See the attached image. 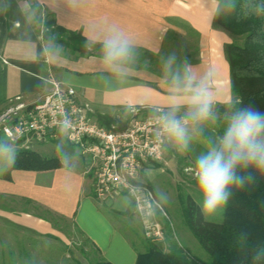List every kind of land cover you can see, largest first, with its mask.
<instances>
[{"label": "crops", "instance_id": "crops-1", "mask_svg": "<svg viewBox=\"0 0 264 264\" xmlns=\"http://www.w3.org/2000/svg\"><path fill=\"white\" fill-rule=\"evenodd\" d=\"M38 1L55 14L60 25L81 31L92 43L102 42L113 30H119L133 47L160 53L169 30L186 34L184 25L190 26L200 35L199 54L197 62L187 65V71L208 89L213 106L232 101L224 51L232 38L214 26L217 0ZM51 79L74 87L77 99L91 107L93 116L96 111L120 116L122 108L168 111L172 94L187 96L182 85L177 89L150 70L125 66L124 74L118 75L107 69L103 58H75L49 50L33 25L30 4L26 0H0V111L18 95L31 103L40 101L50 90ZM184 111L186 106L177 114ZM0 140L16 151L23 147L9 142L1 129ZM171 141L169 138L167 143ZM188 146L193 157L205 153L211 144L196 129L190 130ZM161 170L160 163L150 165L141 179L152 182ZM3 171L4 166H0V225L54 234L57 228L42 214L46 209L73 221L111 263L136 264L139 249L104 209L112 204L117 212H126L131 205L127 196L99 202L93 192L94 176L65 162L63 167L48 170L13 169L10 180L3 177Z\"/></svg>", "mask_w": 264, "mask_h": 264}, {"label": "trees", "instance_id": "trees-1", "mask_svg": "<svg viewBox=\"0 0 264 264\" xmlns=\"http://www.w3.org/2000/svg\"><path fill=\"white\" fill-rule=\"evenodd\" d=\"M26 1L30 4L33 25L49 50L52 51L55 46H59L66 55L75 58L89 56L103 58L102 42L92 43L81 31L60 25L55 14L45 9L38 0ZM217 2L214 26L226 31L232 38V41L225 45L224 51L229 62L233 98L228 104L214 105L215 118L197 128L200 136L207 139L211 146L223 135L228 118L242 106H252L264 112V11H260L264 8V0H232L234 8L225 7L228 0ZM42 11L47 12V19L41 17ZM38 24L42 27H38ZM184 27L187 35H192L197 44L194 53H185L183 57L188 59L194 56V59L185 62L183 58L177 63L176 69L170 70L171 75L160 74L152 65L164 54L166 43L178 36L174 30H169L165 35L163 50L160 53L143 47H133L134 57L125 66L156 72L168 82H174L177 74L183 78L187 65L197 62L200 37L190 26ZM234 37H240L241 42L233 40ZM132 116L130 109L127 108H122V116L100 111L94 113L100 124L107 127L115 125L120 130L127 127ZM57 140L63 150L75 151V146L64 138ZM16 154L15 164L4 166L3 177L6 179H11L13 169L48 170L64 166L61 155L49 156L26 147L18 149ZM237 175L245 177V183L241 187H231V195L224 205L222 221L208 220L201 206L190 195L183 207L187 226L209 255L208 259L188 253L173 238L167 224L163 223L164 240L157 242L147 240L145 250H138L136 264H264V171L250 166L246 169H237ZM249 176L251 179H248ZM145 182L154 190L148 180ZM133 208L134 204L131 203L126 213ZM42 214L54 226L57 218L64 219L46 209ZM75 227L84 235L79 227L76 225ZM86 238L96 255L89 264H113L102 255L101 250L91 239ZM165 241L169 243L168 250L163 249Z\"/></svg>", "mask_w": 264, "mask_h": 264}, {"label": "built area", "instance_id": "built-area-1", "mask_svg": "<svg viewBox=\"0 0 264 264\" xmlns=\"http://www.w3.org/2000/svg\"><path fill=\"white\" fill-rule=\"evenodd\" d=\"M49 82L51 88L40 101L31 103L18 95L0 111V129L8 141L28 148L34 142L64 138L96 169L94 196L103 201L127 196L144 236L163 241L164 224L158 211L166 212L141 176L150 162L164 158L169 137L163 134L159 117L166 111L134 108L125 129L107 127L95 119L88 104L79 102L74 87L56 79Z\"/></svg>", "mask_w": 264, "mask_h": 264}, {"label": "rangeland", "instance_id": "rangeland-1", "mask_svg": "<svg viewBox=\"0 0 264 264\" xmlns=\"http://www.w3.org/2000/svg\"><path fill=\"white\" fill-rule=\"evenodd\" d=\"M40 15L43 19H47V12L42 11ZM37 26L42 27L41 24ZM233 40L241 42L240 37H234ZM196 41L192 35H187V33L178 34L174 40L166 43V50L160 60L152 65L153 69L160 74L171 75L170 70L177 68V63L184 58L185 53H194ZM55 49L64 53L59 46H55ZM173 53L176 59L167 72L164 64ZM185 59L184 61L188 62L193 60L194 56ZM181 113L185 115L186 111ZM120 115L122 116L121 112ZM28 148L39 149L42 154L49 156L61 155L66 165L87 170V173L95 177L96 169L90 159L82 155L78 149L74 152L63 150L59 140L34 142ZM190 153L189 146L181 149L174 141L167 143V153L164 158L159 162L149 163V166L160 163L163 170L156 179L148 182L151 183L153 191L166 212V215H162L158 211L159 218L171 229L173 238L188 253L208 259L209 255L187 226L183 207L190 195L201 206L208 220L220 222L224 218V206L212 214L205 212L203 197L195 179L196 156L199 157L203 153H196L193 157H190ZM98 201L103 200L98 199ZM104 209L111 214L116 224L134 242L135 247L144 251L145 242L148 239L143 234L142 225L135 211L132 209L122 214L113 209L112 204L104 205ZM55 221L57 230L54 234L36 233L11 225H0V264H89L96 255L87 236L79 232L73 221L69 219L57 218ZM162 246L164 250L169 249L167 241Z\"/></svg>", "mask_w": 264, "mask_h": 264}, {"label": "clouds", "instance_id": "clouds-1", "mask_svg": "<svg viewBox=\"0 0 264 264\" xmlns=\"http://www.w3.org/2000/svg\"><path fill=\"white\" fill-rule=\"evenodd\" d=\"M225 7L234 8V2L228 0ZM260 11H264V8ZM102 51L105 66L118 75L124 74L125 65L134 57L133 45L119 30H113L103 39ZM175 59L174 53L167 58L164 64L166 71ZM174 83L177 89L182 85L187 96L172 94L169 110L162 112L159 119L163 134L181 149H186L190 142V130L195 132L198 126L215 118L214 101L208 89L196 83L187 70L183 79L177 74ZM184 106L187 111L184 117L178 118L177 112ZM16 155L11 144L0 140V166L14 165ZM250 166L264 171V112L252 106H242L228 118L218 142L195 162V179L206 213L212 214L227 203L232 186H243L245 177L237 175V169Z\"/></svg>", "mask_w": 264, "mask_h": 264}]
</instances>
